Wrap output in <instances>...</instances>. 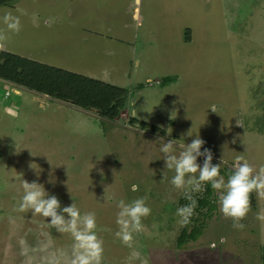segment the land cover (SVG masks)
Returning a JSON list of instances; mask_svg holds the SVG:
<instances>
[{
  "label": "rangeland",
  "instance_id": "obj_1",
  "mask_svg": "<svg viewBox=\"0 0 264 264\" xmlns=\"http://www.w3.org/2000/svg\"><path fill=\"white\" fill-rule=\"evenodd\" d=\"M5 12L20 30L0 23V264L73 258L70 233L18 211L24 181L55 196L58 214L72 203L95 214L100 264H264V195L249 194L237 228L205 182L181 225L190 201L159 150L174 140L179 155L199 135L225 182L235 163L264 167V0H0ZM114 88L129 95L110 121ZM203 198L215 208H197ZM137 199L151 211L125 244L119 205ZM187 226L197 238L179 247Z\"/></svg>",
  "mask_w": 264,
  "mask_h": 264
},
{
  "label": "clouds",
  "instance_id": "obj_2",
  "mask_svg": "<svg viewBox=\"0 0 264 264\" xmlns=\"http://www.w3.org/2000/svg\"><path fill=\"white\" fill-rule=\"evenodd\" d=\"M0 23L8 32L15 33L20 30V19L11 12H5L3 16H0ZM4 38L0 35V39ZM204 144L205 141L198 135L192 139L191 143L185 145L179 155L174 154L176 147L174 140L162 143L159 149L163 154L165 168L174 170L175 173L170 183L176 189H182L185 198L190 201L189 204L177 209L176 215L180 217L178 223L181 225L189 223L196 207V200L192 198L191 193L202 191L203 184L207 182L213 190L218 192V202L223 216L231 218L234 227L242 228L243 225L239 221L248 212L249 194L255 191L258 195H264V167L260 169L259 174L253 175V169L248 163H235L232 174L225 182L224 177L219 174L222 160L213 165L212 152L208 148H204L201 152ZM199 156L205 157L202 166L196 163ZM132 190H136L135 186ZM119 207L116 221L119 231L116 235L122 242L129 244L132 233L139 231L142 227L141 219L148 216L151 210L145 205L143 199L134 200L130 204L121 202ZM59 208V200L55 196H48L42 185L24 181L23 196L18 211L30 210L32 214L50 218L48 223L55 227L57 232L70 233L74 241L71 264H100L102 247L94 231L95 214L81 215L73 203L62 208L61 214L57 213Z\"/></svg>",
  "mask_w": 264,
  "mask_h": 264
},
{
  "label": "trees",
  "instance_id": "obj_3",
  "mask_svg": "<svg viewBox=\"0 0 264 264\" xmlns=\"http://www.w3.org/2000/svg\"><path fill=\"white\" fill-rule=\"evenodd\" d=\"M90 86H91V83H90ZM67 87H70L69 84L65 85L64 86V90L67 88ZM76 93H78L79 91V88L77 87L76 89ZM94 91V90H93ZM93 91H86V93H84V95H82V99H81V106L83 107H88L89 104L91 103L92 101V97H93ZM59 94V93H58ZM65 95V96H64ZM129 95L128 91L127 90H117L116 88L112 89V91L110 92L108 98L106 99V102H105V105H104V110L102 111V114L101 116L105 119H108L110 121L114 120V118H116L117 116L120 115V112L123 110V107L126 103V99H127V96ZM59 97H61L60 99H62V97H67L66 96V93L64 92H61L59 94ZM75 97H77V95H75L72 99H76ZM100 97H101V94H100ZM100 97L99 96H96L95 98V103H92L94 107L98 106V103L99 100H100ZM141 128L144 129L145 127V124H140ZM210 186L208 187L207 189V196L210 195L211 193V190H210ZM203 208V207H210V210L215 208L214 205L211 204V202L205 198L201 199V200H197V208ZM193 215L191 216L190 219H192ZM187 227L184 228L181 236L179 237L178 239V246L180 247L183 242L185 241H192V240H195L197 238V232H191L187 235Z\"/></svg>",
  "mask_w": 264,
  "mask_h": 264
},
{
  "label": "built area",
  "instance_id": "obj_4",
  "mask_svg": "<svg viewBox=\"0 0 264 264\" xmlns=\"http://www.w3.org/2000/svg\"><path fill=\"white\" fill-rule=\"evenodd\" d=\"M10 96H11L10 92L7 91V90H5V91H4V97H5V98H9Z\"/></svg>",
  "mask_w": 264,
  "mask_h": 264
},
{
  "label": "crops",
  "instance_id": "obj_5",
  "mask_svg": "<svg viewBox=\"0 0 264 264\" xmlns=\"http://www.w3.org/2000/svg\"><path fill=\"white\" fill-rule=\"evenodd\" d=\"M11 111V110H10Z\"/></svg>",
  "mask_w": 264,
  "mask_h": 264
}]
</instances>
